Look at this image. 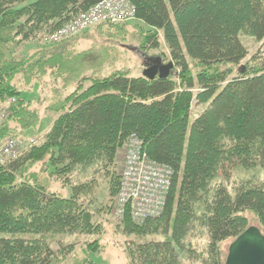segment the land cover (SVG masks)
Masks as SVG:
<instances>
[{
    "label": "trees",
    "instance_id": "16d2710c",
    "mask_svg": "<svg viewBox=\"0 0 264 264\" xmlns=\"http://www.w3.org/2000/svg\"><path fill=\"white\" fill-rule=\"evenodd\" d=\"M99 1L0 0V103L7 111L0 147L40 122L17 81L41 85L49 74L62 90L72 87L52 97L47 111L58 115L38 143L31 138L28 149L0 163V264H54L51 236L100 234L97 217L115 202L119 156L132 134L173 175L158 216L134 222L127 211L120 219L119 229L138 238L125 244L127 263L223 264L221 245L249 226L245 212L264 234V65L234 76L219 67L245 58L239 33L264 38V0H127L145 26L144 49L164 43L173 64L153 79L120 69L85 73L99 58L95 49H68L71 36L45 40ZM142 54L150 64L164 59ZM187 57L199 69L194 75ZM193 101L203 109L189 123ZM239 166L259 167L262 177L240 181L233 192L212 184ZM52 181L65 193L52 190Z\"/></svg>",
    "mask_w": 264,
    "mask_h": 264
},
{
    "label": "rangeland",
    "instance_id": "374dc122",
    "mask_svg": "<svg viewBox=\"0 0 264 264\" xmlns=\"http://www.w3.org/2000/svg\"><path fill=\"white\" fill-rule=\"evenodd\" d=\"M116 23V25H123L124 27L120 28L119 26L114 25L111 27H108L107 25L93 27L87 29V31L81 32L79 35L77 34L75 36H71L70 40H67L68 49H71L74 52L90 48L95 49L98 52L97 55L99 58L97 62L92 65H88L84 70L85 73L103 75L113 70L116 71L120 69L130 71V74L134 76L140 75L143 73L142 69L151 62L150 59L143 57V52L147 55V57L152 55H162L164 59L161 60V64L171 62L168 56L167 47L164 43H161L156 49H144V44L141 43L142 35L140 27L144 28L145 26L141 24L140 21H137L134 18L124 22L117 21ZM238 37L240 43H242L246 49L245 58L235 66H232L227 62H224L219 66L225 70L230 69V76H234L238 70L240 71V69H243L245 72L248 68L258 69V67L264 65V38L255 40L254 37L246 33H239ZM187 60L190 62V68L192 69V74L194 75L195 72L199 71V69L197 65L192 64L190 57H187ZM51 77L52 76L47 74L41 80V85L35 83L34 85H29L25 88L21 87L20 82H16L17 87H19V90L21 91V98L31 101V108L39 112L40 122L36 129L27 130V135L22 134L20 136H16V138H11L14 140L18 139L15 149L20 150L22 145L26 146L28 149V144L30 143L29 141L31 138L32 141L38 143L40 137L45 134L53 122V119L58 115L53 111H47L49 103L56 100L52 97H61L72 90V87L62 90L61 86L56 81H53ZM16 79L17 77H15L14 80ZM56 92L57 94H55ZM0 105H3V103H0ZM202 109V104L199 105L193 101L189 123L199 112H201ZM17 132L22 131L19 130ZM20 140L24 142L21 143ZM124 154L125 153L122 150L121 155L119 156L120 163H118L119 173L122 171ZM31 168L36 169V166ZM229 172L230 173L227 178L223 175L217 176L212 184L222 182L229 187L231 192H233L234 185L238 184L240 181L258 179L262 177L263 174L259 167H250V169L243 168L241 166L232 167ZM50 185L52 190L54 189L60 191L61 193H65L66 191L61 190L62 186L60 188L56 181H52ZM100 212V215L97 217V220L101 224L100 234L91 233L90 235H86L78 232L55 234V236H51L52 248L57 250L54 264H128L127 259L124 257L125 244L129 240H137L138 238L136 239L133 234L123 232L119 229L118 224L120 223V218L113 212V205L110 211ZM244 215L248 218V225H258V221L256 217H254V214L245 212ZM198 237V233L195 234L194 241L198 240ZM161 238V235L156 237L158 240ZM94 239L98 240L99 246L95 249H89L88 243ZM231 240L232 239L230 238L223 241L221 245L223 255H226L227 247ZM196 243H198L199 247L203 244L202 241H197ZM68 246L70 247L68 248ZM67 249L70 250L67 251ZM182 264H197V262L184 259Z\"/></svg>",
    "mask_w": 264,
    "mask_h": 264
},
{
    "label": "built area",
    "instance_id": "2783aa9c",
    "mask_svg": "<svg viewBox=\"0 0 264 264\" xmlns=\"http://www.w3.org/2000/svg\"><path fill=\"white\" fill-rule=\"evenodd\" d=\"M135 18L134 6L127 0H101L92 5L86 13L82 12L75 19L76 24H69L58 29L45 40L58 42L70 36L80 34L88 27L96 23H116ZM7 115L5 105H0V122ZM18 139H8L0 147V163L8 157H14L17 153L27 149H15ZM124 146L121 183L119 192L115 197L113 212L120 219L129 211L134 222H141L149 217L158 216L166 201V195L170 189L172 169L168 166L156 165L150 160L144 159L141 152V143L134 134L127 140Z\"/></svg>",
    "mask_w": 264,
    "mask_h": 264
},
{
    "label": "water",
    "instance_id": "95a60500",
    "mask_svg": "<svg viewBox=\"0 0 264 264\" xmlns=\"http://www.w3.org/2000/svg\"><path fill=\"white\" fill-rule=\"evenodd\" d=\"M172 67V62L161 64L157 59L143 68V75L165 77ZM223 264H264V234L258 225L247 226L230 241Z\"/></svg>",
    "mask_w": 264,
    "mask_h": 264
},
{
    "label": "bare ground",
    "instance_id": "6f19581e",
    "mask_svg": "<svg viewBox=\"0 0 264 264\" xmlns=\"http://www.w3.org/2000/svg\"><path fill=\"white\" fill-rule=\"evenodd\" d=\"M84 13H86V11H84ZM80 14H82V13H80ZM75 19V18H74ZM128 20V19H127ZM71 22H73L74 24H76L77 22H75L74 20H72ZM69 24V23H68ZM67 25V24H66ZM65 26V25H64ZM63 27V26H62ZM61 27V28H62ZM92 27V26H91ZM88 28H90V27H88ZM87 28V29H88ZM60 29V28H59ZM52 34V33H51ZM51 34H49V35H51ZM49 35H46V36H49ZM3 122V121H2ZM2 122H0V125L2 124ZM16 145V144H15ZM14 145V146H15ZM142 146H143V143H141V152H142V154H143V156H144V159H147V160H150L151 162H153V163H155L156 165L158 164V165H162V168H165V167H168L169 165H166V164H163V163H160V162H155V161H153V160H151L149 157H148V155H147V152H145V150H143V148H142ZM170 167V166H169ZM171 168V167H170ZM120 183H121V181H120ZM165 204V203H164ZM164 204H163V206H164ZM163 206H162V208H161V212H162V209H163ZM160 212V213H161Z\"/></svg>",
    "mask_w": 264,
    "mask_h": 264
}]
</instances>
